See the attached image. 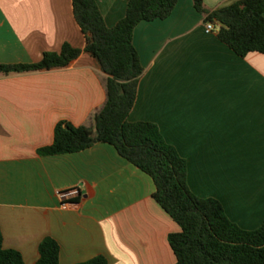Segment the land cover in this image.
I'll list each match as a JSON object with an SVG mask.
<instances>
[{"label":"crops","instance_id":"crops-1","mask_svg":"<svg viewBox=\"0 0 264 264\" xmlns=\"http://www.w3.org/2000/svg\"><path fill=\"white\" fill-rule=\"evenodd\" d=\"M237 1L204 3L217 10ZM96 2L109 28L126 14L128 0ZM218 27L207 31L193 0H178L167 19L135 28L144 73L129 120L157 124L187 161L191 191L255 230L264 222V54L237 55ZM65 43L86 47L73 0H0V65L38 63ZM107 78L85 51L65 67L0 73V229L4 248L25 264L37 263L46 238L58 242L61 264L177 261L169 235L181 228L153 198L152 178L115 147L39 153L59 122L92 126Z\"/></svg>","mask_w":264,"mask_h":264},{"label":"trees","instance_id":"trees-1","mask_svg":"<svg viewBox=\"0 0 264 264\" xmlns=\"http://www.w3.org/2000/svg\"><path fill=\"white\" fill-rule=\"evenodd\" d=\"M178 0H128L123 19L107 27L96 0H73L75 19L86 37L84 50L65 43L59 53H45L35 64L0 65V73H21L65 67L84 51L98 60L106 80L107 101L93 116L91 127L62 121L55 128L53 143L42 156L78 153L97 143L110 144L134 166L149 175L156 186L153 198L179 225L169 235L175 264H264V222L245 230L226 215L215 198L195 195L188 184L187 161L167 143L151 122H131L144 68L133 43L135 28L142 22L165 20ZM205 23L219 25L218 37L237 55L264 54V0H239L217 10L204 0H193ZM60 246L46 238L39 245L36 264H61ZM0 264H25L16 250L5 249L0 229ZM79 264H109L97 256Z\"/></svg>","mask_w":264,"mask_h":264},{"label":"built area","instance_id":"built-area-1","mask_svg":"<svg viewBox=\"0 0 264 264\" xmlns=\"http://www.w3.org/2000/svg\"><path fill=\"white\" fill-rule=\"evenodd\" d=\"M212 30H213V24L207 23V31H212ZM78 193H79V191L77 189H75L72 191L63 192L60 195L64 199V198H67L69 195H74V194H78ZM63 206L65 207L66 203H64Z\"/></svg>","mask_w":264,"mask_h":264}]
</instances>
